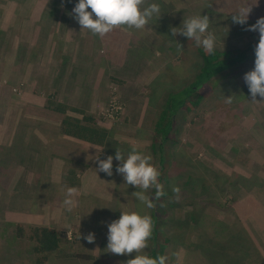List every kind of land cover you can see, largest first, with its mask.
I'll return each instance as SVG.
<instances>
[{"label": "rangeland", "instance_id": "374dc122", "mask_svg": "<svg viewBox=\"0 0 264 264\" xmlns=\"http://www.w3.org/2000/svg\"><path fill=\"white\" fill-rule=\"evenodd\" d=\"M249 1L149 0L160 4L159 20L144 31L118 28L101 38L73 18L78 0H0V264H36L17 224L25 233L35 225L58 231L59 248L44 264L133 259L135 253L107 249L108 224L122 212L150 214L132 195L139 189L116 172V149L127 156L133 147L166 176L167 264H215L205 243L222 240L247 246L237 264H264V98L252 101L243 79L255 59L209 88L193 111H179L162 151L153 132L166 95L186 86L200 66L195 42L172 37L170 29L207 15L216 48L241 46L259 36L246 29L264 17V0ZM247 5V23H234L233 14ZM52 93L106 126L105 144L60 133L61 115L44 106ZM110 155L112 176L98 171L96 159ZM69 168L76 185L62 178ZM68 188L77 189L71 212L63 205ZM89 233L94 243L83 238Z\"/></svg>", "mask_w": 264, "mask_h": 264}, {"label": "clouds", "instance_id": "9594fccd", "mask_svg": "<svg viewBox=\"0 0 264 264\" xmlns=\"http://www.w3.org/2000/svg\"><path fill=\"white\" fill-rule=\"evenodd\" d=\"M88 9H91L89 11ZM251 5L241 6L232 16L234 23L245 25L247 23ZM73 18L93 35L103 38L116 29H135L144 31L150 25L153 18L159 20L162 11L158 3H149V0H78L72 9ZM95 17V18H94ZM183 27L170 29L172 37L181 35L194 41L197 47H202L206 54L211 55L216 48V36L208 31L210 19L207 15H196L183 20ZM259 32V41L255 46L254 69L245 73L243 79L247 84L252 101H256L257 95L264 98V17L259 18L248 29ZM177 45V51L182 52L183 46L173 40ZM232 96L225 97V103L231 104ZM98 171L113 175V156L105 160H99ZM115 159L121 163L117 165L116 172L122 174L126 184L134 186L138 191L132 195L149 209L156 204L147 193L150 189L155 191V200L166 195L164 185L160 182L161 172L151 163L152 156L138 151L135 147L125 156L116 149ZM173 192L178 199L180 188L173 187ZM77 189L68 188L63 205L71 212L76 206L73 198ZM163 206V205H161ZM154 222L150 215H141L139 212H122L119 219L108 224L107 249L117 255H130L135 253L133 259L127 264H167V256L152 257L146 253L149 241L153 237ZM88 243L95 242L94 233L83 237Z\"/></svg>", "mask_w": 264, "mask_h": 264}, {"label": "trees", "instance_id": "16d2710c", "mask_svg": "<svg viewBox=\"0 0 264 264\" xmlns=\"http://www.w3.org/2000/svg\"><path fill=\"white\" fill-rule=\"evenodd\" d=\"M243 2L248 3L250 1L243 0ZM258 41L259 36H255L241 46L215 48L214 53L211 55L206 54L202 47H197L196 51L200 58V66L197 72L186 86L179 90L171 91L166 95L154 123L153 132L156 137L154 143H159L160 151L163 148L162 144L172 139L176 114L181 110L186 112L193 111L200 105L209 88H215L219 81L246 66L250 59H255V46ZM44 106L61 115L58 128L63 135L96 145H104L107 141L110 133L109 129L100 124L91 113L83 108L57 99L54 93L44 98ZM162 159L161 157L160 160ZM160 172V182L163 184L166 181V176L162 171ZM62 178L64 182L70 185L78 183L76 173L71 168L66 170ZM165 196L155 200V191L151 189L150 197L153 198L156 207L150 209L149 215L152 217L155 227L153 237L150 240L151 245L146 253L152 257L165 255V249L170 242L165 229L166 221L162 218V215L165 214V209L161 205ZM137 208L139 209L140 207L137 206ZM15 232L17 237H24L31 242L30 250L36 264H44L48 260L49 255L58 250L61 242L58 231L49 225L31 226L28 233H25L23 226L17 224ZM205 244L207 250L211 249L207 253L213 251L211 260H215L217 262L215 264H237V260H241L247 255L246 252H242V250L246 249L244 247H247L242 243L231 244L229 241L222 240L212 244L207 241ZM230 245L235 246L236 250L234 252H232L233 248L230 249ZM80 257L92 258L90 255H80Z\"/></svg>", "mask_w": 264, "mask_h": 264}]
</instances>
